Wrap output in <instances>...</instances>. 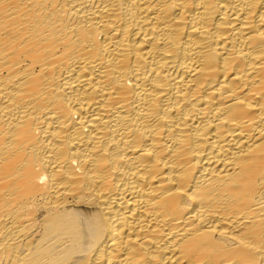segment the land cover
<instances>
[{"label":"bare ground","instance_id":"obj_1","mask_svg":"<svg viewBox=\"0 0 264 264\" xmlns=\"http://www.w3.org/2000/svg\"><path fill=\"white\" fill-rule=\"evenodd\" d=\"M0 264H264V0H0Z\"/></svg>","mask_w":264,"mask_h":264}]
</instances>
